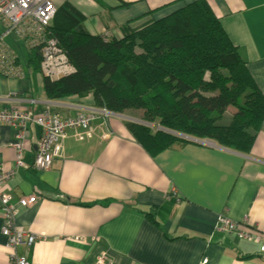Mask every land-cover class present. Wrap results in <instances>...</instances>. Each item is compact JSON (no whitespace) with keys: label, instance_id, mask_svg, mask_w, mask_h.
Listing matches in <instances>:
<instances>
[{"label":"crops","instance_id":"0c3cea01","mask_svg":"<svg viewBox=\"0 0 264 264\" xmlns=\"http://www.w3.org/2000/svg\"><path fill=\"white\" fill-rule=\"evenodd\" d=\"M65 1L85 17L89 35L119 39L125 23L134 28L157 21L197 0H55V6ZM204 1L238 47L264 97V0ZM150 11L154 13L144 17ZM6 39L4 45L18 56ZM22 69L20 79L0 76V103L17 93L21 110L43 117L48 107V116L59 120L97 115L102 109L92 94L47 102L40 68L37 74ZM124 122L123 116L110 119L109 142L100 139L98 118L90 139L68 133L46 172L32 167L40 128L30 125L24 131L27 169L17 170L14 132L0 126V167L11 174L0 193L14 204L31 195L37 199L27 208L15 205V226L36 237L30 247H17L15 256L29 264H90L104 250L110 264H264V253L253 241L264 235V122L246 155L204 142L212 145L175 146L155 158L131 140ZM219 217L252 238L219 231ZM10 254L0 233V264H10Z\"/></svg>","mask_w":264,"mask_h":264},{"label":"trees","instance_id":"16d2710c","mask_svg":"<svg viewBox=\"0 0 264 264\" xmlns=\"http://www.w3.org/2000/svg\"><path fill=\"white\" fill-rule=\"evenodd\" d=\"M84 23L85 17L67 1L55 6L46 30L74 72L42 78L47 102L92 94L114 116L140 109V118L124 127L150 158L204 142L248 154L264 122V97L204 0L134 28L125 23L119 39L91 36ZM24 50L25 69L37 74L40 44ZM230 107L235 111L229 125L217 126Z\"/></svg>","mask_w":264,"mask_h":264},{"label":"built area","instance_id":"2783aa9c","mask_svg":"<svg viewBox=\"0 0 264 264\" xmlns=\"http://www.w3.org/2000/svg\"><path fill=\"white\" fill-rule=\"evenodd\" d=\"M55 13L52 0H0V23L3 31L0 34V76L8 79H20L23 77V69L17 58L4 45L3 40L14 38L25 42L26 47L40 44V75L44 78L58 79L73 74V68L67 61L66 55L59 48L55 39L47 33V27ZM4 103H0V126H7L14 132L15 143L12 145L15 153V169L26 170L27 166L22 161L23 133L28 126L35 125L40 128L41 134L36 143L32 167L38 172L49 170L51 162L61 152V142L67 134L72 132L76 138L90 139L91 127L97 118L100 121V139L109 142L113 133L109 127V121L114 115L104 108L98 114L79 115L74 118L59 120L56 116H48L49 108L44 110L43 117H35L31 112L20 109L23 101L19 94L10 93ZM11 179L10 173L2 172L0 167V188ZM36 197L19 198L16 203L6 193H0V217L2 227L1 236L5 240L7 249L11 250L10 264H29L26 260L15 256V249L19 246L30 247L35 236L22 228L15 226V205L27 208L36 203ZM247 220L244 221L245 224ZM218 230L227 235H235L242 240L251 239L248 233L239 230V226L233 221L219 217ZM88 241V240H85ZM253 241L259 245L260 253H264V235H255ZM90 264H110L106 251H101Z\"/></svg>","mask_w":264,"mask_h":264},{"label":"rangeland","instance_id":"374dc122","mask_svg":"<svg viewBox=\"0 0 264 264\" xmlns=\"http://www.w3.org/2000/svg\"><path fill=\"white\" fill-rule=\"evenodd\" d=\"M54 6L57 4L55 2V0H52ZM9 47L11 48V50H13L19 57H20V63L21 65L25 68L24 66V55H25V50L23 47L22 43H18V45H14L10 42V39H6L5 41ZM235 109L230 107L228 108V110L221 116V118L217 121L216 125L217 126H221V127H226L229 125L230 121H231V116L232 113H234ZM142 115V111L140 109H134V110H128L127 112L124 113L123 117L126 121H129L127 117L129 116H134L135 118H140V116Z\"/></svg>","mask_w":264,"mask_h":264},{"label":"water","instance_id":"95a60500","mask_svg":"<svg viewBox=\"0 0 264 264\" xmlns=\"http://www.w3.org/2000/svg\"><path fill=\"white\" fill-rule=\"evenodd\" d=\"M204 144H207V145H209V144H211V143H204ZM212 145V144H211Z\"/></svg>","mask_w":264,"mask_h":264}]
</instances>
